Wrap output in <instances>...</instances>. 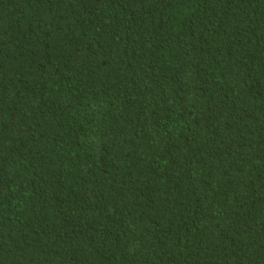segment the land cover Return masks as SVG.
<instances>
[{
	"label": "trees",
	"instance_id": "obj_1",
	"mask_svg": "<svg viewBox=\"0 0 264 264\" xmlns=\"http://www.w3.org/2000/svg\"><path fill=\"white\" fill-rule=\"evenodd\" d=\"M0 264H264V0H0Z\"/></svg>",
	"mask_w": 264,
	"mask_h": 264
}]
</instances>
